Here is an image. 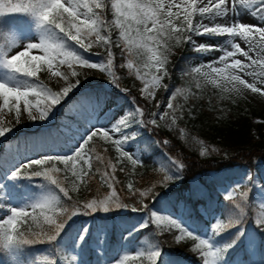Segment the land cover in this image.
I'll return each instance as SVG.
<instances>
[{
  "label": "snow or ice",
  "instance_id": "6c2138e0",
  "mask_svg": "<svg viewBox=\"0 0 264 264\" xmlns=\"http://www.w3.org/2000/svg\"><path fill=\"white\" fill-rule=\"evenodd\" d=\"M108 11L112 13L111 20L107 17ZM245 12L256 23L244 22ZM113 28L118 29L115 40ZM223 36L227 39L222 44L197 42L200 37L213 40ZM172 41L175 46L189 44L200 55L220 53L215 59L193 69L204 77L206 84L222 92L243 94L250 90L264 96V0H0V138L22 123L25 114L29 121L48 120L57 106L81 83L75 66L99 70L109 77L110 84L120 88L114 70L113 47L121 49V56L127 54L129 59L121 67H127L130 73L135 68L136 78L143 83L141 96L150 102L155 99L157 89L168 88L163 81L169 76L167 64ZM94 46L105 50L103 56L93 53L100 56L96 61L84 55ZM132 56L143 64L146 69L143 74L130 58ZM63 66H67V72L61 71ZM44 71L51 78H58L57 83L62 82L58 91L48 87L40 78L39 73ZM249 77L252 82L247 79ZM73 78L77 79L73 82ZM195 87H201L199 81ZM120 90L129 94L127 88ZM179 94H186V98L188 94L194 95L189 89H176L169 97L165 111H153L150 118H146L147 109L131 97L132 109L110 127L92 125L83 132L70 135L68 143L71 147L66 153L29 158L4 172L0 178V196L3 197L0 199V252L5 258L0 259V264H36L31 256V246L38 244L48 245L49 255L54 257L48 259L47 264H64L59 253L66 249L83 252L91 246L89 240L93 236V226L83 224L62 241L61 233L68 221L77 216L114 210L144 213L138 222L127 227L126 233H122L124 241L151 224L161 231L168 230L162 226L166 222L177 230L178 234L174 236L177 243L186 238L198 241L191 250L199 254L202 264H226L227 254L246 236L243 225L248 218L249 193L256 187L251 172L225 190L224 199L230 202V206H226L220 216L213 215L215 222L204 235L187 225L182 217L161 214L162 210L154 207L156 196L152 195V188L141 191L129 180L128 195L137 200L134 205L124 203L117 191V185L121 183L117 171L128 174L126 167L122 166L124 162H129L133 170L143 164L141 156L128 149L138 135L129 129L133 123L145 129L159 127L158 120L168 116L171 119L168 127H174L177 119L182 118V113L178 116L177 106L173 104ZM155 106L159 109L160 102ZM179 131L182 137L186 135L183 128ZM97 136L114 146L118 154L115 163L106 161L94 147H88ZM193 140L200 146L199 154L207 156L210 150L205 142L195 137ZM154 143L167 146L169 141ZM211 151L217 149L213 147ZM166 159L171 167L161 181L165 186L181 179L185 168L176 157L166 155ZM94 162L100 166L94 167ZM33 166L39 170L29 174L27 170ZM61 174L64 180L71 178V191L87 187L88 181L97 174L102 185L110 191L103 198H93L82 205L74 203L69 211L59 195L62 193L64 198L72 199L69 188L58 178ZM36 177L42 178V183L34 188L33 179ZM23 181L27 183L20 192L18 185ZM257 191L258 197L264 201V184ZM149 196L153 201L151 207L144 202ZM254 223L264 230V212L254 216ZM233 228H236L235 233L225 240V233ZM92 242L96 245L94 251L104 250L107 240L102 226H96ZM122 252L110 257L108 264H127L130 257L126 251ZM161 258L158 243H150L147 251L137 250L132 257L140 264L145 261L147 264H173ZM67 259L69 264L78 262L77 255Z\"/></svg>",
  "mask_w": 264,
  "mask_h": 264
},
{
  "label": "trees",
  "instance_id": "16d2710c",
  "mask_svg": "<svg viewBox=\"0 0 264 264\" xmlns=\"http://www.w3.org/2000/svg\"><path fill=\"white\" fill-rule=\"evenodd\" d=\"M107 17L109 20L112 19L111 11L107 12ZM112 35L115 40L118 29L113 28ZM170 43L172 47L167 64L169 76L165 77L163 83L168 85L167 91L170 92V96L178 88L189 89L194 95L188 94L186 98V94H179L173 99V104L177 106V115L180 116L182 113V118L177 119L176 125L172 128L168 127L171 123L170 116L164 120H158L159 127L150 126L145 129L133 123V127L129 131L138 133L139 155L143 164L140 165V168L133 170L129 162H124L122 166L126 167L128 174L117 171V179L121 181L117 185V191L124 203L134 205L137 200L128 195L127 183L129 180L133 182L135 188L141 191L152 188V195L156 196L154 204H166L173 210L181 208L182 212H185L193 223L196 222L197 232H200L201 226L213 224L211 222L213 215L220 216L225 207L230 206V202H226L224 199L225 192L219 187L227 182L231 184L234 175L240 170H251L256 163L264 164V112L257 110L255 106H251L250 109L238 106L229 94L206 84L203 76L193 72L194 68L205 63L201 61L200 54L194 52L189 44L175 46L174 41ZM81 51L83 52V50ZM112 51L114 70L119 77L120 88L110 84L109 77H98L90 80L87 86L84 85L83 79H80V85L70 94L72 96L78 94L84 99L83 104H86L88 99L95 97L115 99V102L110 105V109L117 105H126V110L121 113L119 118L125 116L132 109L133 105L130 103V98L135 97L137 103L147 109L146 118H150V113L156 109H148V102L141 96L142 81L136 78L135 68L130 73L127 67H121V64H125L129 57L127 54L121 56V49L118 47H113ZM89 53H99L103 56L105 50L102 47L94 46ZM89 53H84V55L88 56ZM194 56H197L196 61H193ZM130 58L137 63L143 74V71H146L143 64L138 62L135 56ZM196 81L201 84L199 89L195 87ZM44 82L54 91L59 90L56 84H49L45 80ZM121 88L129 89V94L126 95L120 90ZM165 108L161 113L165 111ZM55 110L48 119L50 123L46 126H43L39 121L27 120L25 114L21 124L16 125L10 133L0 138V178L3 177L4 172L18 163L20 155H23L24 159L30 158L29 154L38 158L44 154L55 155L53 154L54 150L62 153L69 150L68 136L62 131L60 125L63 124L68 128L69 122L65 120L77 121L76 116L78 114L71 110H63L60 116L64 120L60 118L56 120L54 119ZM253 116L258 117L257 121H253ZM78 121L81 122V120ZM12 123L15 121L13 120ZM81 125H85V121L81 122ZM181 128L186 132L184 137L180 134L179 129ZM193 137L205 142L209 147L210 151L207 156L202 157L199 154L200 146L195 143ZM163 140H168L169 144L164 146L162 143L160 145L154 143ZM88 147H94L96 153L104 156L106 161L116 162L118 154L111 143L95 137ZM213 147L217 151H211ZM105 148H107L106 152L104 151ZM166 155L180 159L185 168L181 173V179L168 182L165 186L161 181L165 172L171 167ZM58 166L63 167V165ZM97 166L100 165L94 162V167ZM33 170L39 169L33 166L27 172L30 174ZM101 170L103 171L102 167ZM58 178L70 190L71 200L64 198L63 194L59 193L62 204L69 211L72 210L74 203L82 205L93 198H103L110 191L107 186L102 185L98 174L88 181L87 187L82 186L79 191H71L70 177L69 180H64V176L61 174ZM25 183L27 181L18 185L20 192L23 191V184ZM40 183H42V178L33 179L34 188ZM243 190L241 189V191ZM56 191L58 192V189ZM157 193L159 195H156ZM0 199L3 197L0 196ZM144 202L149 205L153 204L151 196L145 198ZM247 211L248 218L244 224L249 223L253 227L259 241L258 252H262L264 250V230L255 225L254 216L264 212V209L257 206L252 191L249 193ZM134 215L137 214L130 211L122 214V210H114L109 213L97 212L91 216L73 217L68 221L60 239L62 241L67 240L74 234L81 220H87L88 224L93 226L94 221L99 219L107 227V243L104 245V250L94 251L93 248L88 247L80 252V257L86 264H99V262L104 261L99 257L101 252H106L109 255L110 252L116 251L115 243L118 241L116 220L118 217H133ZM162 226L168 230L161 231L156 225L151 224L128 241L145 251L148 250L150 243H158L162 251L161 259L165 262L202 264V258L198 253L189 250V246L195 242L194 240L190 239L177 243L174 239L178 233L177 230L165 224ZM34 230L38 231V229ZM235 230L236 228H233L225 233L224 239L227 240L232 233H235ZM92 237L89 241L93 239ZM244 247V242L241 240L239 245L227 254L226 264H231L240 253L243 254V260H245ZM71 255L72 252L67 249L59 253V256L64 258V264H69L67 257ZM31 256L36 264H47L48 259L54 258L49 255L46 244L31 246ZM1 257H4L3 252H0ZM132 257L127 264H140ZM144 264H147V261Z\"/></svg>",
  "mask_w": 264,
  "mask_h": 264
},
{
  "label": "rangeland",
  "instance_id": "374dc122",
  "mask_svg": "<svg viewBox=\"0 0 264 264\" xmlns=\"http://www.w3.org/2000/svg\"><path fill=\"white\" fill-rule=\"evenodd\" d=\"M243 20L244 22L247 23H256V21L247 14V12H245V15L243 16ZM227 39L226 36L223 37H216L213 40H208L206 37H200L197 38V42L198 43H215V42H219V43H223L225 40ZM241 46L245 47L246 46L241 42ZM220 53H211L208 55H200L201 56V61H204L206 63H208L210 60L215 59ZM33 55H38V53L33 52ZM90 60L92 61H96L98 59H100V56L94 55L93 53H89L87 56ZM243 59V58H241ZM197 60V56H194L193 61ZM76 70L80 73V75L77 77L79 80L83 79L84 81V85H88V82L90 80H94L97 79L98 77H108L105 73H101L99 72V70H95V69H87V68H81L79 66H75ZM207 69H203V71H206ZM61 71H65L67 72V66H63L61 68ZM144 72V71H143ZM40 78L42 80L47 81L49 84H56L57 87L60 88L61 83H57L58 78H51L50 75L44 71L39 73ZM77 78H73V82L75 79ZM249 80V82H252V78H247ZM87 83V84H86ZM258 87H261L260 84L257 85ZM143 87V83L141 82V87L140 89ZM227 94L230 95V97L232 98L234 103H237L238 106H242L244 108L250 109L251 106H255V108L257 110H263L264 112V96H261L259 93H252L250 90H245L243 92V94H235V93H228ZM141 94V92H140ZM170 96V92L165 90L164 88H159L156 90V96L155 99L151 100L150 102H148L147 106L148 109H153L155 108L156 111H163L165 108V103L168 99V97ZM96 98V97H95ZM84 99H82L78 94L76 96H72L70 93L68 95V97L65 98L64 101H62L61 105H59V107L55 110V118L57 120V118L60 119H64L60 116V114L62 113L63 110H71L72 112L78 114L76 116L77 121L81 120V122H83L85 120V124L86 126H82L80 122H75L72 121L70 119H67L66 121L69 122V129H66L63 125H61V128L64 132H66L67 135H72L75 132L79 131V132H83L85 129H89L92 127V125H97V126H106V127H110L111 124L116 123L120 118L119 116L121 115V113L123 111L126 110V105L121 104V105H117L114 107H111L110 109V105L113 104L115 102V99L112 98H96L94 100L93 103H91L92 99H88V103L86 106L82 105V101ZM157 102H160V107L159 109L156 108V104ZM257 116H253V121H257ZM7 119V118H6ZM115 121V122H113ZM43 126H46L47 124H49L50 122L48 120L46 121H39ZM21 124V123H20ZM98 138L102 139L101 137L97 136ZM77 139H79V137H77ZM104 140V139H102ZM105 141V140H104ZM71 147V144H70ZM128 149L130 151H132L133 153H136L137 155H139V139L137 138L135 142L131 143L128 146ZM66 153V152H64ZM62 152H57L56 150H54L53 154H64ZM30 158H36L34 155L29 154ZM27 159H24L23 155H20L18 157V162H22V161H26ZM136 168H140V165H137ZM251 172L253 177L256 179V187L252 188V195L253 198L255 200V203L257 204V206L261 207L264 209V201H262L259 197H258V191L257 189L259 188L260 185L264 184V164L263 163H256L253 166V169L249 170V169H243L240 170L236 175H234V179L233 182L231 183V185H234L237 181H239L241 178L245 177V174ZM172 182V181H170ZM5 183H8V181H6ZM229 185V183L226 184H222V186L219 187L220 190H223L225 192V190L231 186ZM71 186V183H70ZM82 187V186H81ZM81 189V188H80ZM16 201L14 200L13 203H15ZM153 206V204L150 205V207ZM159 206V207H158ZM154 207L156 209H160L162 210L163 215L167 216V214H171L172 218H177V217H182L185 221V223L187 225H189L192 228H195L197 231V224L196 222H192L190 220V218L188 217L187 214H185V212H182L180 208H178L177 210H173L170 207H168L166 204H154ZM126 211L122 210V214H125ZM133 213V212H132ZM133 214H137L134 215L133 217H118V219L116 220V226L118 229V241L115 243V247H116V251H114L113 253L110 252V254L108 255L106 252H101L99 256H101L103 259H105L104 261H102L99 264H108L109 258L110 257H114L116 256V254L118 252H121V254H123V251H126L129 255V260L131 259L132 256H135V253L137 250H140L139 247H137L135 244L133 243H129V241H124L121 239L122 233H126V229L129 225L134 224L136 222H138L141 217L144 215V213L141 212H137V213H133ZM212 222H215V220L213 219V216L211 218ZM83 224H88V221L86 220H81L78 224L79 228L81 225ZM166 226L167 223H164ZM96 226H102L104 231H107V227H105L102 222L97 219L94 221L93 223V227H94V231L93 234L95 236V231H96ZM245 231H246V236L244 238H242V241L245 243L247 252H249L250 254L247 255L246 259L243 260L241 259V256H239L238 258H236L231 264H262V261H264V250L262 251V253L259 254V252H257V247H256V234L253 231V228L251 226V224H244L243 225ZM211 226H201V231L198 232L201 235H204L205 230L206 229H210ZM178 234V233H177ZM94 239V237H93ZM191 238H186L185 240L181 241H187L190 240ZM198 241H195L191 246H189V250L192 251L191 249L193 248L194 244L197 243ZM90 243V247L92 248H96L95 243H93L92 241H89ZM251 245V246H250ZM194 252V251H192ZM80 250L77 249L76 252H72V255H77L78 257V262L77 264H85L84 261L80 258L79 256ZM106 253V254H105ZM199 255V254H198ZM5 257H1L0 259H4ZM96 264V263H94Z\"/></svg>",
  "mask_w": 264,
  "mask_h": 264
}]
</instances>
